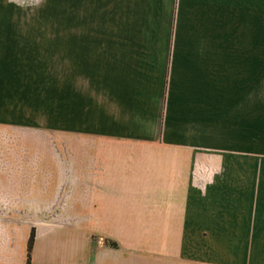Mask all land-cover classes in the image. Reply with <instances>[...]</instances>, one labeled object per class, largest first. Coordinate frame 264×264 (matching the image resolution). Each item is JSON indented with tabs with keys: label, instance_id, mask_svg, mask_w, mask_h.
<instances>
[{
	"label": "crops",
	"instance_id": "1",
	"mask_svg": "<svg viewBox=\"0 0 264 264\" xmlns=\"http://www.w3.org/2000/svg\"><path fill=\"white\" fill-rule=\"evenodd\" d=\"M256 5L124 0V26L74 31V86L79 64L103 135L124 141V169L103 170L124 210L104 250L88 227L39 224L30 264H264ZM28 233L0 264H26Z\"/></svg>",
	"mask_w": 264,
	"mask_h": 264
},
{
	"label": "rangeland",
	"instance_id": "2",
	"mask_svg": "<svg viewBox=\"0 0 264 264\" xmlns=\"http://www.w3.org/2000/svg\"><path fill=\"white\" fill-rule=\"evenodd\" d=\"M254 1L263 158L264 0ZM90 21L93 29L124 26V0H0L1 256L39 224L88 227L95 251L116 245L104 237L103 220L114 208L124 210V198L105 197L104 172L124 169V141L103 135L105 113L84 96L79 64L74 86L73 33L89 29Z\"/></svg>",
	"mask_w": 264,
	"mask_h": 264
},
{
	"label": "trees",
	"instance_id": "3",
	"mask_svg": "<svg viewBox=\"0 0 264 264\" xmlns=\"http://www.w3.org/2000/svg\"><path fill=\"white\" fill-rule=\"evenodd\" d=\"M33 243H34V233L33 231H31L30 237L27 242V248H26V258H27L26 264H30V255H31ZM110 246L114 248L116 247L115 244H110Z\"/></svg>",
	"mask_w": 264,
	"mask_h": 264
}]
</instances>
